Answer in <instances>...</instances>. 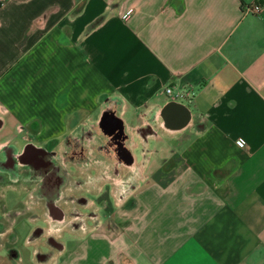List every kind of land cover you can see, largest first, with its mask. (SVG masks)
Instances as JSON below:
<instances>
[{"label":"crops","instance_id":"obj_1","mask_svg":"<svg viewBox=\"0 0 264 264\" xmlns=\"http://www.w3.org/2000/svg\"><path fill=\"white\" fill-rule=\"evenodd\" d=\"M93 128L120 136L137 190L45 254L15 220L1 264H264V0L1 3L0 160L18 164L0 200L34 147Z\"/></svg>","mask_w":264,"mask_h":264},{"label":"rangeland","instance_id":"obj_2","mask_svg":"<svg viewBox=\"0 0 264 264\" xmlns=\"http://www.w3.org/2000/svg\"><path fill=\"white\" fill-rule=\"evenodd\" d=\"M5 1L0 0V4ZM38 111L39 106H33V113ZM93 130L64 136L58 147H34L32 161L27 158L24 169L18 168L20 165L15 167L17 199L9 204L0 200V261L10 256L12 245L8 242L13 243L14 234L9 230L15 220L17 224H26L31 241L42 242L45 248H38L48 253L67 231L84 233L93 224L105 222L109 217L105 216L104 207L116 208L123 201H117L113 194L129 196L137 190L140 180L136 178L141 174H136L137 169L127 159L130 151L126 153L122 148L120 136H109L99 128ZM1 152L9 159V151ZM15 159L7 164L0 160V180L7 181L8 167L18 164ZM95 189L96 193L104 190L111 198H95ZM23 210L28 213L16 214ZM15 232L16 247L21 249L27 230L23 232L17 227ZM32 249L30 245L29 251Z\"/></svg>","mask_w":264,"mask_h":264},{"label":"built area","instance_id":"obj_3","mask_svg":"<svg viewBox=\"0 0 264 264\" xmlns=\"http://www.w3.org/2000/svg\"><path fill=\"white\" fill-rule=\"evenodd\" d=\"M261 8H262L261 4L256 3L252 7H247L246 11L252 12V13H259L261 11ZM130 11L131 10H128L127 14L130 13ZM164 92L167 95L168 99L171 101H176V100H179L180 98H184L185 96H188V94H183L180 91H174L173 88L170 86L166 87ZM237 143L240 145H244L242 140H240V139L237 140ZM114 197L117 201H120V200H123L124 194H120V193L115 194ZM81 228L84 229V227H81ZM28 241L30 242L31 238H28ZM41 257H42V255L40 254L39 258H41Z\"/></svg>","mask_w":264,"mask_h":264},{"label":"flooded vegetation","instance_id":"obj_4","mask_svg":"<svg viewBox=\"0 0 264 264\" xmlns=\"http://www.w3.org/2000/svg\"><path fill=\"white\" fill-rule=\"evenodd\" d=\"M30 161H32V159H30Z\"/></svg>","mask_w":264,"mask_h":264}]
</instances>
